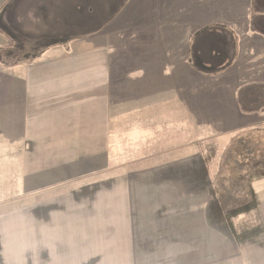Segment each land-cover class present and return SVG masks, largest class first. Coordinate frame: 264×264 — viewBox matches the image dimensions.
<instances>
[{"label": "crops", "instance_id": "crops-1", "mask_svg": "<svg viewBox=\"0 0 264 264\" xmlns=\"http://www.w3.org/2000/svg\"><path fill=\"white\" fill-rule=\"evenodd\" d=\"M99 37L0 73V264H264V238L244 249L223 230L210 161L189 137L154 165V56L132 45L112 57ZM175 82L189 98L196 80Z\"/></svg>", "mask_w": 264, "mask_h": 264}, {"label": "rangeland", "instance_id": "rangeland-1", "mask_svg": "<svg viewBox=\"0 0 264 264\" xmlns=\"http://www.w3.org/2000/svg\"><path fill=\"white\" fill-rule=\"evenodd\" d=\"M4 3L0 0V17L7 10L3 22L24 28V33L11 28L23 42L22 53L13 50V39L0 30V73L4 75L11 62L22 61L30 54L40 56L55 39L77 42L98 34L102 42H110L112 57H121V48L130 49L132 45L137 47L131 51L137 50L143 59H150L152 54L154 81H165L154 82V156L185 145L189 137L191 150L203 151L204 159L210 161L205 163L217 188L214 195L222 203L223 230L244 249L250 242L264 238L259 211L252 210L257 206L255 189L260 195L256 187L264 189V105L258 114H253V110L237 108L236 100L243 87L254 86L264 96V0ZM35 42L39 43L36 49L31 47ZM11 74H17V70ZM188 78L196 80L190 89L196 94L191 91L189 98L181 99L171 81H178L175 86L183 89L181 81ZM120 141L125 146L124 140ZM246 143H251L253 152L248 151ZM111 144L117 153L113 160L117 162L118 146L115 140ZM125 149L127 156L130 152ZM187 153L193 154H184ZM157 157L154 165L159 164ZM240 166L242 170H238ZM244 180L243 188L239 184Z\"/></svg>", "mask_w": 264, "mask_h": 264}, {"label": "trees", "instance_id": "trees-1", "mask_svg": "<svg viewBox=\"0 0 264 264\" xmlns=\"http://www.w3.org/2000/svg\"><path fill=\"white\" fill-rule=\"evenodd\" d=\"M223 67H221L220 70ZM248 93H250V95H248ZM257 97H261V99H262L261 102L258 101ZM239 99H240L241 105L244 106V109L246 111H248V110H255V109H261V107L264 105V96H260V89H255L254 86H252V87H244L242 89V91L240 92ZM243 142L245 143V141H243ZM246 146H247V149H248L249 152H253V149L251 147V143L250 144H247L246 143ZM242 167L240 166L238 170H242L243 169ZM241 184H242V186L244 188L245 187V184H246L245 183V180L242 181L239 185H241ZM242 191H243V189H242ZM228 197H229V195H228ZM228 199H230V198H228Z\"/></svg>", "mask_w": 264, "mask_h": 264}, {"label": "flooded vegetation", "instance_id": "flooded-vegetation-1", "mask_svg": "<svg viewBox=\"0 0 264 264\" xmlns=\"http://www.w3.org/2000/svg\"><path fill=\"white\" fill-rule=\"evenodd\" d=\"M8 0H5V3L7 2ZM4 3V4H5ZM2 8H0V10H1ZM6 12H7V10H3V12H2V16L0 17V30H2L5 34H7L9 37H11L12 39H13V41H14V46H13V50H16V51H18V52H20V53H22L23 52V50H24V45H23V42L21 41V40H19L18 38H17V36L13 33V30L15 31V32H17V33H24V28H21L20 27V25H18L19 27L18 28H16L15 27V25L12 23V22H6L5 21V23L3 22V17L5 16V14H6ZM10 16V15H9ZM10 23H12V24H10ZM14 27H13V26ZM13 30H12V29ZM39 28V27H38ZM14 37H16L15 39H14ZM55 40H62V41H64V39H55ZM38 42H35L31 47L32 48H34V49H36V47L38 46ZM9 55H11V54H9ZM24 55V54H23ZM36 54H30V55H26L27 57H25V58H30V57H33V56H35Z\"/></svg>", "mask_w": 264, "mask_h": 264}, {"label": "water", "instance_id": "water-1", "mask_svg": "<svg viewBox=\"0 0 264 264\" xmlns=\"http://www.w3.org/2000/svg\"><path fill=\"white\" fill-rule=\"evenodd\" d=\"M54 43H57V40L51 41V43H49V45L54 44Z\"/></svg>", "mask_w": 264, "mask_h": 264}]
</instances>
